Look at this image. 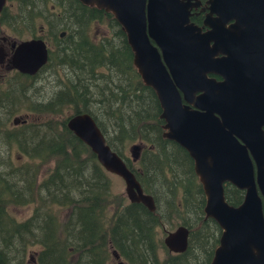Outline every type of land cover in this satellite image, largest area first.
I'll list each match as a JSON object with an SVG mask.
<instances>
[{"label": "trees", "instance_id": "16d2710c", "mask_svg": "<svg viewBox=\"0 0 264 264\" xmlns=\"http://www.w3.org/2000/svg\"><path fill=\"white\" fill-rule=\"evenodd\" d=\"M8 2L0 23L9 17L13 26L23 27L26 20L21 15L35 18L44 9L60 29L44 67L55 75V91L34 98L28 94L32 86L21 77L16 90L5 88L0 97V137L5 142L15 139L20 146L31 145L24 153L34 161L55 163L37 193L33 191L35 179L28 177L34 168L14 171L6 160L0 162V264H22L29 242L43 247L38 264H109L113 252L123 264H211L221 229L205 216V195L193 160L185 149L163 137L159 100L143 83L126 34L112 13L78 0ZM95 24L106 25L110 35L95 38ZM23 34L17 33L19 37ZM64 108L71 114L61 121H28L13 127L21 130L23 138L7 127L10 117L23 110L41 117L56 116ZM82 113L94 119L107 145L123 159L143 192L153 198L154 212L112 193L110 175L66 126L69 117ZM135 144L141 150L133 162L126 151ZM224 195L236 207L245 193L226 183ZM37 196L40 205L31 218L19 223L8 214V206H28ZM58 207L68 212L62 221L51 212ZM165 224L171 230L164 235L180 226L189 230L185 252L172 254L162 240H156L157 229ZM14 236L17 245L11 250ZM159 245L166 252L161 260Z\"/></svg>", "mask_w": 264, "mask_h": 264}, {"label": "water", "instance_id": "95a60500", "mask_svg": "<svg viewBox=\"0 0 264 264\" xmlns=\"http://www.w3.org/2000/svg\"><path fill=\"white\" fill-rule=\"evenodd\" d=\"M78 1L112 13L143 83L159 100L163 137L193 160L205 216L221 229L211 264H264V0H212L216 18L205 22L211 30L204 34L185 26L188 15L178 0ZM5 4L0 0V13ZM3 60L0 52V64ZM47 61L45 43L33 39L17 45L10 64L32 76ZM66 126L107 173L122 179L129 203L155 211L153 198L89 114L69 117ZM140 150L137 144L130 148L133 162ZM226 183L244 191L239 206L227 203ZM188 236L189 230L180 226L163 243L170 253L181 254Z\"/></svg>", "mask_w": 264, "mask_h": 264}, {"label": "rangeland", "instance_id": "374dc122", "mask_svg": "<svg viewBox=\"0 0 264 264\" xmlns=\"http://www.w3.org/2000/svg\"><path fill=\"white\" fill-rule=\"evenodd\" d=\"M4 31L6 32V34H8L9 37H11L12 39L13 36H11V33H9L7 30L4 29ZM92 34L94 35L95 38H100L102 36H107L110 35V30L108 29V27L106 25H101V24H95L92 26ZM46 75H44L40 80L38 79L35 82V86L30 89V91L28 92V94L34 98H36L37 94H41L44 97H48L49 93H53V91H55V88H53L52 86L55 85V75L52 74V71H50V69L45 73ZM8 76V75H7ZM45 77L48 78L47 82L45 80ZM7 79L10 77H6ZM52 82H54V85H51ZM71 114L70 111L66 110L64 108V110L62 111L61 114H58L56 116H52V115H47V116H41L38 117L37 115H31L30 112L28 111H21L20 113H17V115H15V117H26L28 116V120L30 122H34L39 124L40 122L43 121H61L65 118H67L69 115ZM0 117L2 118L3 115H0ZM14 116H11L10 119L7 122V125L5 123V126L8 127V129H11V133H15L17 135L21 136V130L18 129H12L14 126L11 125V120L13 119ZM1 124V122H0ZM13 134V135H15ZM23 138V137H22ZM7 142V143H6ZM6 142L3 140V138L0 137V162L2 160H6L7 164H10V166H12V168H15L14 171H17L18 169H20L21 167H25L28 166L29 168L33 169L35 172L34 174L30 175L28 174L29 180H31L32 178L35 179V182H33V191L36 190L38 193V190L40 189V183L42 182L43 179H46L47 176L50 174L51 170L54 167V162L52 161H47V162H39L38 160L31 159L29 157L26 156V154L24 153V151L28 150L31 148V145L29 144H24L23 146H20L15 139L9 140ZM130 147V146H129ZM126 156L128 158H131V154L129 151V148L126 151ZM3 163V162H2ZM32 172V170H31ZM110 182H111V190L112 193L115 195H121L123 197H126L125 194V185L124 182L122 181L121 178L114 176V175H110L109 176ZM128 201V199H127ZM40 205V199L39 196H37L36 201L33 202L32 204L28 205V206H8L7 208V212L9 215H11L14 219L17 220V222H24L27 219L31 218L33 216V213H35L36 209H38ZM112 206L109 207V209L112 211ZM35 210V211H34ZM39 212V211H38ZM41 213H43V211H40ZM51 212L54 214H57L59 221H62L65 219L66 215H67V211L58 208H53L51 210ZM171 228L169 225L165 224V226L162 228H158L157 229V233H156V240H162L164 239V237L166 236V234L164 235L165 231H170ZM17 239L14 236V240L12 243V247L11 250H13V246L17 245ZM27 240L29 241V239L27 238ZM26 251H25V256L23 259V263L22 264H38L37 262V257L39 255V253L43 250V247L40 244H34V243H30L28 245H26ZM17 253L16 251H13V256H15ZM158 258L161 260L163 258L166 257V252L160 247L159 245V250H158ZM113 256V255H112ZM16 257V256H15ZM75 258H77L75 256ZM113 261L109 264H116L114 261V257ZM14 257L11 256V260L14 262Z\"/></svg>", "mask_w": 264, "mask_h": 264}, {"label": "flooded vegetation", "instance_id": "af4514ba", "mask_svg": "<svg viewBox=\"0 0 264 264\" xmlns=\"http://www.w3.org/2000/svg\"><path fill=\"white\" fill-rule=\"evenodd\" d=\"M178 1L180 2L181 7L186 10L188 15V22L186 23L185 26H189V25L193 26L194 28L198 29L201 34H204L211 30V28L207 26L205 22H207L209 18L211 19L216 18V15L215 14L211 15V11H210L212 0H178ZM8 4L9 2L8 0H6V4L4 8L8 6ZM4 8L2 9L0 16H2V12ZM50 9L52 10L54 9V7L52 6V8ZM16 10L17 9L14 7L13 11ZM8 18L9 17L4 19V23H0V52L4 56L3 63L0 64V97L3 95L4 93L3 90L5 88L10 89V87H12L10 89V92L16 90V85L19 86V83L17 81L18 79H21V77H24L28 80V84L32 86L31 87L32 89L36 85L35 82L38 79L40 80L44 75H46L45 73L50 68L44 69V67L47 66L49 62L50 52L53 51L52 40L55 37L56 30L60 29L59 22L55 21V19L50 17L48 14H45L44 9L43 11L40 9L38 16H36L35 18L30 17L29 15H21V18L26 20V24L23 27L20 25L19 26L16 25V27L13 26L11 19ZM47 22H48V26H47ZM230 24L231 22L228 23L227 26H229ZM4 29L7 30L9 33H11V36H13L14 39L9 37L8 34H6V32L4 31ZM17 33L18 35L19 33H24V34L19 37ZM64 36H65V32L61 31L59 33V37L63 38ZM33 39H41L45 43L48 51V61L35 75L30 76L26 74H21L16 69H13L10 64V61L15 52V49L17 48V45L21 41L33 40ZM210 44L213 45V43ZM216 58H223V56L219 55L216 56ZM6 77H10V78L7 79ZM209 77L214 78L217 81L222 80L220 77L214 75H211ZM45 80L47 82L48 78L45 77ZM53 83L54 82H52L51 85H54ZM31 115L34 114L31 113ZM14 119H19L20 123L14 125L13 124ZM28 121H29L28 116L26 117L14 116L13 119L11 120V125L14 127H19L28 123ZM0 122H3L1 117H0ZM114 261L116 264L122 262L120 258L118 259L114 258Z\"/></svg>", "mask_w": 264, "mask_h": 264}]
</instances>
